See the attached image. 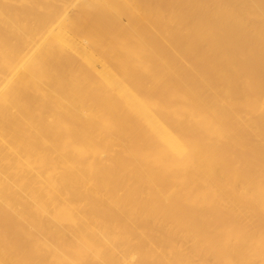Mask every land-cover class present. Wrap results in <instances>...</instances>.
I'll return each mask as SVG.
<instances>
[{"label":"bare ground","instance_id":"bare-ground-1","mask_svg":"<svg viewBox=\"0 0 264 264\" xmlns=\"http://www.w3.org/2000/svg\"><path fill=\"white\" fill-rule=\"evenodd\" d=\"M0 264H264V0H0Z\"/></svg>","mask_w":264,"mask_h":264}]
</instances>
